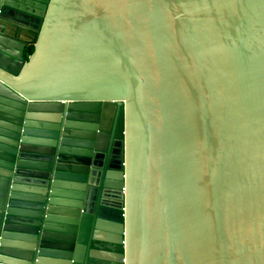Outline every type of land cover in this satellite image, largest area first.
<instances>
[{"label": "water", "instance_id": "water-1", "mask_svg": "<svg viewBox=\"0 0 264 264\" xmlns=\"http://www.w3.org/2000/svg\"><path fill=\"white\" fill-rule=\"evenodd\" d=\"M0 264H264V0H0Z\"/></svg>", "mask_w": 264, "mask_h": 264}, {"label": "trees", "instance_id": "trees-1", "mask_svg": "<svg viewBox=\"0 0 264 264\" xmlns=\"http://www.w3.org/2000/svg\"><path fill=\"white\" fill-rule=\"evenodd\" d=\"M31 52V49H30V51L28 52V54Z\"/></svg>", "mask_w": 264, "mask_h": 264}]
</instances>
